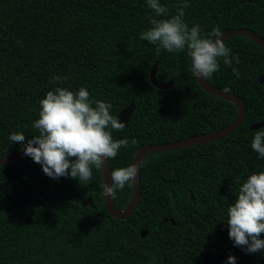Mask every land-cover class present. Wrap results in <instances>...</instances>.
Instances as JSON below:
<instances>
[{
  "label": "trees",
  "instance_id": "1",
  "mask_svg": "<svg viewBox=\"0 0 264 264\" xmlns=\"http://www.w3.org/2000/svg\"><path fill=\"white\" fill-rule=\"evenodd\" d=\"M240 2L188 0L184 21L190 28L199 25L205 37L219 26L221 32L246 28L264 39V0ZM179 3L160 0L168 14L156 16L147 0H0V157L23 150L9 139L12 133L22 132L25 144L39 134L33 124L40 101L57 87L85 88L93 102L110 103L116 118L133 104L127 127L106 129L114 140L129 142L108 160L111 173L129 166L144 146L229 125L237 106L199 87L187 49L157 51L140 39L153 18L176 15ZM224 43L229 58L238 56L240 63L233 59L229 67L219 58L218 71L204 80L244 101L246 117L235 132L146 154L139 204L124 220L107 213L101 168L93 166L91 179L83 182L50 178L30 157L1 166L0 264H228L230 255L235 264H264V249L246 253L234 246L227 224L239 188L251 174L264 172V157L251 148L259 129L249 130L264 120V83L258 82L264 51L244 36ZM155 62L156 80L172 81L171 87L150 83ZM54 76L61 80L53 83ZM131 196L132 184L117 189L116 210H124ZM85 198L95 207H83Z\"/></svg>",
  "mask_w": 264,
  "mask_h": 264
},
{
  "label": "clouds",
  "instance_id": "2",
  "mask_svg": "<svg viewBox=\"0 0 264 264\" xmlns=\"http://www.w3.org/2000/svg\"><path fill=\"white\" fill-rule=\"evenodd\" d=\"M148 6L156 16L167 15L168 9L160 0H147ZM190 4L181 0L177 14L166 19L153 18L152 27L144 31L140 39L164 49L169 53L187 49L191 58V71L195 77L210 78L218 71V59L223 58L226 66L231 67L233 59L240 63L238 56L229 58L230 49L220 39L219 26L212 29L209 36L201 35L199 25L189 27L184 21V10ZM233 74L239 76L236 68ZM63 79H67L64 77ZM61 77H52V82ZM95 103V107H93ZM39 118L33 127L39 134L27 140L22 132H14L9 139L20 142L24 154L35 163L41 164L43 172L53 179L71 177L87 182L92 177V167H102L105 160L117 156L122 146H128L127 139L114 140L109 127L122 130L125 126L110 114L112 105L104 101L93 102L89 92L81 87L77 92L57 87L46 93L40 101ZM136 141L133 140L132 144ZM251 148L264 157V129L255 132ZM135 164L115 169L111 173V186L104 185L106 195L114 197L117 189L131 186L137 174ZM228 235L234 246L242 247L246 253H256L264 249V172L251 174L238 190L234 202L227 209ZM234 256L228 257V264H235Z\"/></svg>",
  "mask_w": 264,
  "mask_h": 264
},
{
  "label": "water",
  "instance_id": "3",
  "mask_svg": "<svg viewBox=\"0 0 264 264\" xmlns=\"http://www.w3.org/2000/svg\"><path fill=\"white\" fill-rule=\"evenodd\" d=\"M249 1L250 0H241L240 3H246ZM235 36H244V37L249 38L264 51V39L260 37L259 35H257L256 33L246 28H236V29L224 30L222 31V35L220 39L223 42H226L229 38L235 37ZM156 70H157V62H155L150 69L149 81L152 84V86L157 89H167L171 87L173 85L172 81L165 82V83H159L156 80L155 78ZM195 79H196L197 84L203 91L213 96L228 100L232 102L233 104H235L238 109L235 119L229 125L221 129L212 131V132L200 134L197 136H192V137L181 139V140L174 141V142L163 143V144H152V145H147V146L140 148L138 152L135 154V156L133 157L132 163H131L137 166L138 171L132 183V196H131L128 206L124 210H120V211L116 210L114 206L113 197H111L110 195H106L104 192L105 207H106L107 213L112 218H115L118 220H124L130 217L133 214V212L136 210L139 204L140 196H141L140 171H139L140 163H141L142 158L146 154L151 153V152L175 151L179 149H184V148H188L192 146H197V145L221 140L229 136L233 132H235L245 120L246 105L239 96L233 94L232 92H228L224 89L217 88L215 86L208 84L202 77H195ZM258 82L260 84L264 83V77H259ZM132 112H133V104H129L123 110L119 112V114L117 115V119L120 122H122L125 127H127L130 116L132 115ZM263 127H264V120L259 123L250 125L249 130H257ZM25 158H29V156L25 155L23 150H19V151L4 155L0 157V167L3 165L9 164V163L18 161V160L25 159ZM101 171H102L103 186L105 184H107L108 186H111L112 184L111 170H110L109 162L107 160H105L102 163ZM81 204L83 207H86V206H89L91 208L95 207L90 198H85L84 200H82ZM166 221L167 219H163L161 223H164ZM30 222L31 220L29 218H25L26 224H29ZM171 223L173 224V221H171ZM146 233H147L146 231H143L140 233V236L144 237Z\"/></svg>",
  "mask_w": 264,
  "mask_h": 264
}]
</instances>
